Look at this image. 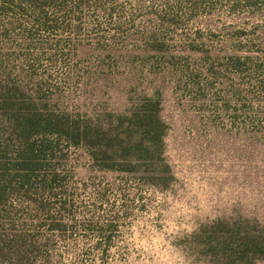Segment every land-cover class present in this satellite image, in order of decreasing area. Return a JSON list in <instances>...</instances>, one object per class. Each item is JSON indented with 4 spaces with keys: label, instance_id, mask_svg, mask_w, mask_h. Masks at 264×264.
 <instances>
[{
    "label": "trees",
    "instance_id": "16d2710c",
    "mask_svg": "<svg viewBox=\"0 0 264 264\" xmlns=\"http://www.w3.org/2000/svg\"><path fill=\"white\" fill-rule=\"evenodd\" d=\"M223 7L259 15L264 0H0V264L104 262L142 191L175 182L160 92L88 116L65 104L88 79L159 75L211 127L264 137V18L209 23ZM82 155L111 179L78 180ZM187 243L208 264L264 261L255 219L203 224Z\"/></svg>",
    "mask_w": 264,
    "mask_h": 264
},
{
    "label": "rangeland",
    "instance_id": "374dc122",
    "mask_svg": "<svg viewBox=\"0 0 264 264\" xmlns=\"http://www.w3.org/2000/svg\"><path fill=\"white\" fill-rule=\"evenodd\" d=\"M263 18L264 13L233 14L223 7L209 23L220 27ZM163 79L155 74L141 79L123 69L84 81L65 101L69 109L91 116L103 110H125L134 93L153 96L160 92L162 115L169 126L166 156L175 177L166 191L143 190L142 206L121 222V232L108 242L107 259L102 262L95 255L84 259V264H208L187 243L201 225L234 217L264 225V137L211 127L203 116L180 103ZM96 175L112 177L94 171L87 157L80 156L76 178L84 181ZM96 217L110 219L113 215L104 212ZM84 242L105 243L97 236Z\"/></svg>",
    "mask_w": 264,
    "mask_h": 264
}]
</instances>
